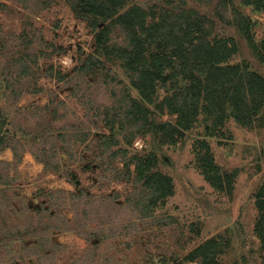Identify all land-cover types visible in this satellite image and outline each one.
<instances>
[{
  "label": "rangeland",
  "instance_id": "374dc122",
  "mask_svg": "<svg viewBox=\"0 0 264 264\" xmlns=\"http://www.w3.org/2000/svg\"><path fill=\"white\" fill-rule=\"evenodd\" d=\"M132 1L161 11L182 0ZM228 2L227 8L219 0H184L183 7L212 18L216 33L235 38L232 63L247 62L264 76V59L234 10L252 18L250 33L263 55L264 12ZM0 3V264H204L185 256L210 237L221 243L222 262L264 264L256 202L264 184V108L249 126L233 115L216 125L203 113L176 142L162 143L153 131L132 127L137 134L128 143L127 132H112L100 106L113 101V86H130L129 77L118 60L83 70L95 52V33L69 1ZM165 95L160 89L148 104L151 119L175 124L177 114L155 106ZM74 131L88 136L72 139ZM111 133L119 143L105 150L102 141ZM119 148L127 157L154 153L155 169L173 179L174 193L146 217L139 214L135 166L128 178L123 155L114 156ZM206 154L230 177V187L218 189L206 179L200 162Z\"/></svg>",
  "mask_w": 264,
  "mask_h": 264
},
{
  "label": "trees",
  "instance_id": "16d2710c",
  "mask_svg": "<svg viewBox=\"0 0 264 264\" xmlns=\"http://www.w3.org/2000/svg\"><path fill=\"white\" fill-rule=\"evenodd\" d=\"M68 1L75 16L84 20L95 33V52L87 57L83 70L105 67V60H118L129 77L130 86L122 83L113 86V101H103L100 106L112 132L116 128L127 132L128 143L137 134L132 127L141 132L153 131L162 143L176 142L203 113L213 115L216 125L233 115L238 122L249 126L264 108V76L250 70L247 62L232 63L238 51L235 38L216 33L215 21L196 9L184 8V0L174 7L164 6L161 11H148L132 0ZM228 1L219 0V3L228 8ZM241 2L264 12V0ZM4 7L5 4L0 3V10ZM234 15L253 48L264 59L250 33L252 18L237 9ZM22 66L25 70L29 65L23 61ZM49 74L54 76L53 67ZM55 74L59 79L65 77L61 71ZM108 79L107 74L104 82L108 85L114 82ZM162 88L166 95L155 106L160 113L177 114L175 124L151 119L153 110L148 104L155 102ZM1 116L0 105V120ZM69 136L85 140L88 134L74 131ZM4 142L18 156L17 147L2 138L1 143ZM102 142L108 150L119 140L111 133ZM118 154L123 155L128 178L132 175L131 165L135 166V181L142 186V195L137 200L141 204L139 214L146 217L158 203L174 193L173 179L155 169L156 156L152 152L127 157V150L119 148L114 156ZM200 162L206 179L214 187L231 186L230 177L220 172L211 155L202 156ZM256 202L261 212L257 228L264 248V184ZM220 251L219 239L210 237L188 252L185 259L201 258L204 264H227L219 259Z\"/></svg>",
  "mask_w": 264,
  "mask_h": 264
}]
</instances>
